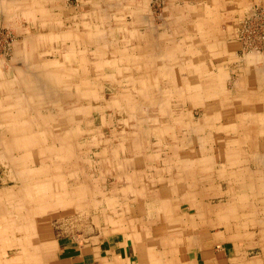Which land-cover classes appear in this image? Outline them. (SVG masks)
<instances>
[{"label": "crops", "instance_id": "0c3cea01", "mask_svg": "<svg viewBox=\"0 0 264 264\" xmlns=\"http://www.w3.org/2000/svg\"><path fill=\"white\" fill-rule=\"evenodd\" d=\"M151 2L0 0V264H264V0Z\"/></svg>", "mask_w": 264, "mask_h": 264}, {"label": "built area", "instance_id": "2783aa9c", "mask_svg": "<svg viewBox=\"0 0 264 264\" xmlns=\"http://www.w3.org/2000/svg\"><path fill=\"white\" fill-rule=\"evenodd\" d=\"M237 25L239 26L240 35L242 31H245L247 34L245 37L242 35L243 38L241 37L240 39L241 45L243 46L244 43L242 41L244 40L248 50L256 51V48L258 49V45L254 44H258V42L264 43V6L259 4L252 5L237 19ZM6 36L9 37L5 40L4 37ZM10 37V35L0 31V52L4 45V52L2 54H7L11 50V41L9 42L8 40ZM3 40H5V42ZM248 50L244 49V51Z\"/></svg>", "mask_w": 264, "mask_h": 264}, {"label": "rangeland", "instance_id": "374dc122", "mask_svg": "<svg viewBox=\"0 0 264 264\" xmlns=\"http://www.w3.org/2000/svg\"><path fill=\"white\" fill-rule=\"evenodd\" d=\"M158 1L159 2H161L162 0H152V8L153 9H158V7H160V4H157L158 3ZM257 4H259V5H262V4H260V3H251L249 6H247L242 12H241V14H238L237 16H236V18H235V27H236V34H235V38H236V40L239 42V44H240V46H241V48H240V51H239V58H236V60H238V61H245V60H243L242 58L244 57V56H242L245 52H247V51H244V49H246V50H248V48L246 47V42L243 40L242 42L244 43L243 44V46L241 45V37H242V35H243V37H245L247 34H246V32L245 31H242V33H241V35H240V32H239V24L237 25V19L247 10V9H249L252 5H257ZM162 6V5H161ZM262 6H264V5H262ZM1 32H3V33H5V34H8V35H10L11 37H10V39H8L9 40V42L11 41V49H12V44H13V41H14V39H15V36L13 35V33L12 32H9V31H7V30H5V29H2V30H0ZM9 36H6V37H4V39L6 40L7 38H8ZM242 37V38H243ZM5 40H3L4 42H5ZM254 45H258V49L256 48V52H260V53H264V43H260V42H258V44L257 43H255ZM261 45V46H260ZM252 48V47H251ZM4 45H3V49L1 50V54H0V56H5V57H9L10 56V52H11V50L7 53V54H2L4 51ZM249 51H255V50H249ZM255 54V53H254ZM241 56H242V58H241ZM262 65H264V61H262ZM195 104V103H194ZM199 106H201V105H199V104H197L196 106L194 105V107H195V118H198L199 116H200V114H201V111H200V107ZM199 130V129H198ZM201 130V129H200ZM199 130V131H200ZM201 132V131H200Z\"/></svg>", "mask_w": 264, "mask_h": 264}, {"label": "bare ground", "instance_id": "6f19581e", "mask_svg": "<svg viewBox=\"0 0 264 264\" xmlns=\"http://www.w3.org/2000/svg\"><path fill=\"white\" fill-rule=\"evenodd\" d=\"M249 51V50H248ZM252 52H256V51H249V53L251 54Z\"/></svg>", "mask_w": 264, "mask_h": 264}]
</instances>
